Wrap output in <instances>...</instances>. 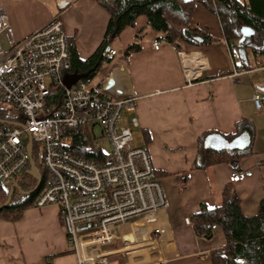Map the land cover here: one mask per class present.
Listing matches in <instances>:
<instances>
[{"label": "crops", "instance_id": "0c3cea01", "mask_svg": "<svg viewBox=\"0 0 264 264\" xmlns=\"http://www.w3.org/2000/svg\"><path fill=\"white\" fill-rule=\"evenodd\" d=\"M0 4L6 8L16 38L35 32L58 13L56 0H0ZM61 17L78 56L90 57L104 39L110 13L96 0H75ZM191 24L220 42L177 50L140 16L135 26L124 29L111 44L119 54L104 61L89 80L91 87L107 89L112 78L109 89L137 97L134 106L124 109L120 124L141 135L142 144L136 146L148 148L168 202L154 222L131 225L125 243L105 252L112 255L108 264H213L208 253L226 243L223 229L216 226L214 236L205 239L186 222L202 203L209 207L222 203L233 171L226 162L194 166L199 137L208 131L233 133L237 122H253L252 151L242 157L239 169H253L254 174L234 187L246 215L258 213L264 198V103L257 109L253 101L254 92H264V53L252 47L260 46V39L257 35L253 41L246 38L247 47L228 43L218 15L199 3ZM155 39L161 40L158 49ZM134 42L139 49L125 55ZM238 68L248 72L235 75ZM97 126H92L94 133ZM98 142L108 146L106 140ZM226 144L223 141L222 147ZM156 227L164 232L156 233ZM0 264H79L58 205L32 206L14 221L0 218Z\"/></svg>", "mask_w": 264, "mask_h": 264}, {"label": "built area", "instance_id": "2783aa9c", "mask_svg": "<svg viewBox=\"0 0 264 264\" xmlns=\"http://www.w3.org/2000/svg\"><path fill=\"white\" fill-rule=\"evenodd\" d=\"M74 1L56 0L58 13L22 39L16 38L0 4V102L19 113L21 120L12 121L25 125L0 124V181L13 183L22 175L39 178L40 169H45L47 178L34 206L58 205L79 264H108L112 255L105 252L116 249L111 247L114 243H125L131 225L154 222L168 202L148 148L131 145V129L120 124L124 109L134 106L137 97L91 87L83 79L70 87L64 84V76L71 72V51L61 14ZM153 45L158 49L161 40L155 39ZM104 54L113 58L119 52L109 47ZM246 72L238 68L235 75ZM55 89L61 92L59 103L52 98ZM253 101L261 109L264 92H254ZM95 125L109 147L106 162L75 155L65 147L70 140L67 130L85 128L84 139H95L93 148H102L92 129ZM24 132L30 133L26 139ZM30 138L32 154L34 143L39 146L41 166L31 165ZM253 174V169H237L229 178L236 183ZM153 231L164 232L160 227Z\"/></svg>", "mask_w": 264, "mask_h": 264}, {"label": "trees", "instance_id": "16d2710c", "mask_svg": "<svg viewBox=\"0 0 264 264\" xmlns=\"http://www.w3.org/2000/svg\"><path fill=\"white\" fill-rule=\"evenodd\" d=\"M109 13L110 19L104 39L87 59L78 56L73 39L69 37L71 51V72H86L93 69V76L106 57L104 52L111 47V43L120 36L122 31L129 26H135L140 16L147 18L150 27L158 34L159 38L174 46L177 50L186 45L203 47L220 42L212 35L191 24L195 4L203 5L210 12L218 15L225 40L234 42L238 46L247 47V39L243 37L240 27L248 26L255 30L258 38L264 36V0H96ZM139 36V33L136 37ZM254 50L264 53V48L252 46ZM139 49L136 42L131 43L125 50V55ZM92 76V77H93ZM90 78H83L88 82ZM53 101L61 102V92L54 90ZM10 106L0 104V119L21 120L13 113ZM85 128L69 129V142L66 149L73 154L92 160L108 161L110 154L100 149L93 148V139H84ZM217 135L222 141L231 143L242 139L237 146L216 148L207 143L210 135ZM255 136V126L250 120H241L236 123L233 133L220 134L208 131L199 137L198 156L195 167L205 168L209 165L226 162L233 171L239 169V162L243 156L252 151ZM92 144L90 149L87 145ZM39 146L34 143L33 157L37 163ZM155 175L159 178L157 171ZM42 176L31 177L22 175L17 178L20 189H15L12 201L0 209V218L17 220L24 212L34 206V201L41 191L47 171L40 169ZM0 181V205L4 204L10 192V186ZM28 191V194H23ZM191 224L194 232L200 238L211 239L214 228L220 226L225 234L226 243L208 253L213 264H264V198L259 202L258 213L246 215L242 211L241 201L230 181L223 191L222 203L209 207L202 203L200 209L191 215Z\"/></svg>", "mask_w": 264, "mask_h": 264}, {"label": "water", "instance_id": "95a60500", "mask_svg": "<svg viewBox=\"0 0 264 264\" xmlns=\"http://www.w3.org/2000/svg\"><path fill=\"white\" fill-rule=\"evenodd\" d=\"M240 31L242 32L243 34V37L241 40H244L245 38H247L248 40L254 38V36L256 35V32L253 28L251 27H248V26H242L240 28ZM260 44L261 46L264 48V36L262 38H260ZM92 71L93 69H90L86 72H82V73H79V72H70V73H67L65 76H64V84L67 86V87H70L72 86L74 83H76L77 81H79L80 79H83V78H90L93 76L92 74ZM113 84V79L110 78V80L108 81V84H107V88L112 86ZM57 109H54L53 111H51L49 113L50 114H53ZM44 115L43 113L40 114V116ZM0 124H6V125H11V126H19V127H22L24 128L25 125L22 124V123H19V122H15V121H12V120H7V119H0ZM30 135V133H28ZM242 139H236L234 141H232L229 146H237L241 143ZM207 143L213 147H216V148H220L223 146V141L222 139L218 136V135H210L207 139ZM32 149H33V140L30 138L29 139V150H30V154H31V165L32 167L35 166V160L33 158V154H32ZM15 189H20V186L18 184V182H13L11 185H10V192H9V195H8V198L6 200V202L2 205H0V209L6 207L7 205H9L12 201V196H13V193L15 191ZM29 192L28 191H24L23 194H28ZM92 224H89L87 227H91ZM80 229H83V227H81Z\"/></svg>", "mask_w": 264, "mask_h": 264}, {"label": "rangeland", "instance_id": "374dc122", "mask_svg": "<svg viewBox=\"0 0 264 264\" xmlns=\"http://www.w3.org/2000/svg\"><path fill=\"white\" fill-rule=\"evenodd\" d=\"M17 39H22V37L21 38H17ZM252 41H253V39H252ZM257 42H260V40H258ZM113 43V42H112ZM111 43V44H112ZM117 44H118V42H115L114 43V45L115 46H117ZM258 45H259V43H258ZM235 58H236V60H238L239 59V56L238 55H235ZM105 69H106V71H108V69H107V65L105 66ZM0 104H4V103H2V102H0ZM14 114H15V116H18L19 115V113L17 112V111H14L13 112ZM132 132V136H133V139H132V142H131V145H133V146H135L136 147V145H140V144H142V137H141V135H140V137H138V134L137 133H135V131L133 130V131H131ZM95 134L98 136V141H103V140H105L103 137H102V133H101V128L99 127V126H97L96 128H95ZM27 136H28V134L26 133V132H24L23 133V137L26 139L27 138ZM92 142H93V144H95V139L94 140H92ZM227 142V144H226V146L228 145V141H226ZM91 146H92V144H90ZM88 146L89 145H87V148H88ZM102 150L104 151V152H106V153H108L109 152V147L107 146V145H104L103 144V147H102ZM37 164H39L40 166H41V158H37ZM12 184V182H10L7 186H10ZM128 231L130 230V228H128L127 229ZM127 231V232H128ZM120 245H122V243L120 242L119 243ZM118 245V244H117ZM116 245V243H114V245L112 246V247H115V248H118V246ZM128 244H126V246H127ZM137 247H140V246H137ZM137 247H135V248H137ZM108 248H110V246L108 247ZM149 252H151L152 253V255H154L156 252H154L153 250H149ZM139 254V253H138ZM137 255V254H136ZM123 256H127V255H124L123 254ZM130 259H131V256H128Z\"/></svg>", "mask_w": 264, "mask_h": 264}]
</instances>
